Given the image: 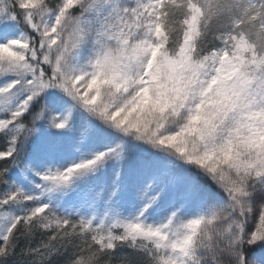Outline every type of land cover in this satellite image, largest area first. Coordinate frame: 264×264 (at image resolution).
<instances>
[{"label": "snow or ice", "instance_id": "obj_1", "mask_svg": "<svg viewBox=\"0 0 264 264\" xmlns=\"http://www.w3.org/2000/svg\"><path fill=\"white\" fill-rule=\"evenodd\" d=\"M0 264H264V0H0Z\"/></svg>", "mask_w": 264, "mask_h": 264}]
</instances>
